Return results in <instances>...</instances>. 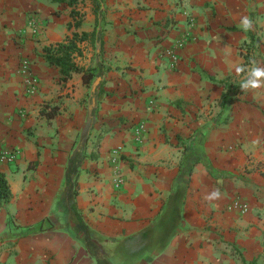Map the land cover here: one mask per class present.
<instances>
[{
    "label": "crops",
    "instance_id": "crops-1",
    "mask_svg": "<svg viewBox=\"0 0 264 264\" xmlns=\"http://www.w3.org/2000/svg\"><path fill=\"white\" fill-rule=\"evenodd\" d=\"M101 3L102 51L97 57L87 40L74 58L102 68L87 127L81 75L61 80L43 49L94 30L91 0H0V149L20 151L15 164H0L11 192L0 207V264H264V88L242 91L235 71L264 66V0ZM184 35L191 40L173 69L160 49ZM24 59L38 81L30 95ZM45 105L58 114L42 116ZM80 150L74 204L94 231L90 250L76 215L57 206L69 189L68 159ZM217 189L219 199H205ZM175 203L177 226L162 232L157 222Z\"/></svg>",
    "mask_w": 264,
    "mask_h": 264
},
{
    "label": "trees",
    "instance_id": "trees-1",
    "mask_svg": "<svg viewBox=\"0 0 264 264\" xmlns=\"http://www.w3.org/2000/svg\"><path fill=\"white\" fill-rule=\"evenodd\" d=\"M56 2H67L69 5H74L77 0H53ZM92 5H93V13L95 15V27L94 30L91 33H72L70 36H68L63 42L56 43L54 45L46 46L44 47V58L45 61L48 65L50 66H55L59 68V71L61 73V80L66 81L68 78L71 77L72 74L74 73H79L81 75L82 83L86 86V88L89 90V103L91 99L90 95V88L93 83V81L97 77H101V67L100 71L95 72L92 68H87L84 69L82 67L77 66L74 63V58L77 56L82 55V51L79 47V44L89 40L96 52V56L99 57L101 51H102V27H100V24L103 22V11H102V3L101 0H91ZM72 15V18L75 19L77 16V13L74 12V10L71 11L70 13ZM75 26H79V21L74 22ZM251 42L250 47L254 45V43L258 42L256 38H254L253 35L250 36ZM100 83L98 84L99 88ZM97 90V89H96ZM97 92V91H96ZM96 97V96H95ZM225 96H223L222 101L224 102ZM96 105L94 106L91 114L88 115L87 119V127L91 125L95 118V110H96ZM59 108L58 106H49L45 105L40 113L42 116L46 117L47 119H52L58 114ZM81 151V152H80ZM78 152H74L68 159V165H67V171H66V182H68V193L62 196L61 200L58 202V208H65V210H69L71 214L76 215V219L78 224H80L84 230V239L86 243V247L88 250H90V247L93 245L91 243L92 241V236L94 235V231L87 228L85 225H83V222L81 221V218H79V214L77 210L75 209V204H74V198L77 193V184H76V172L79 167L80 161L84 157V151L80 150ZM181 191V190H180ZM179 189L177 188L176 191H174L173 194L174 196H181ZM177 197V199H178ZM67 198V199H65ZM175 198V197H174ZM11 199V192L10 188L8 185V182L5 178V176L0 173V207H5L8 202ZM179 200V199H178ZM177 201V200H176ZM176 204V203H175ZM173 207V213L169 214H164L163 216L160 217L158 220V226L161 227L162 232H168L167 229L170 231V229H175L177 226V218L178 214L180 213V206L176 204L171 205ZM6 226L8 229L12 230L14 224H10V220L8 219L6 222ZM18 227L15 226V229ZM90 246V247H89ZM94 246V245H93ZM94 255L96 254L95 251H93ZM100 261V260H99ZM249 264H258L257 261H252Z\"/></svg>",
    "mask_w": 264,
    "mask_h": 264
},
{
    "label": "built area",
    "instance_id": "built-area-1",
    "mask_svg": "<svg viewBox=\"0 0 264 264\" xmlns=\"http://www.w3.org/2000/svg\"><path fill=\"white\" fill-rule=\"evenodd\" d=\"M30 24L33 25L34 30L37 31L38 19L35 16L30 17ZM190 36L184 35L179 40L175 41L172 45L168 47H163L160 49V59H167L168 65L171 68H176L180 61L179 52L185 47V45L190 41ZM19 71L24 74V90L27 95L33 94L37 91L38 81L35 77L30 62L27 59L21 60L19 64ZM134 140L135 142H140L145 133L144 123H138L133 128ZM20 156V151L17 148L11 149H0V164L11 165L15 164ZM116 187H119V181L116 183ZM233 204L240 209L241 212L247 211V205L244 203H239L238 200L234 201Z\"/></svg>",
    "mask_w": 264,
    "mask_h": 264
},
{
    "label": "clouds",
    "instance_id": "clouds-1",
    "mask_svg": "<svg viewBox=\"0 0 264 264\" xmlns=\"http://www.w3.org/2000/svg\"><path fill=\"white\" fill-rule=\"evenodd\" d=\"M243 31H251L253 29V21L248 16H243L240 21ZM250 67L237 66L235 71L243 73L244 78L241 80L240 89L242 91H250L264 88V66L259 65L256 61H251ZM221 197L220 191L214 190L208 194L206 200H217Z\"/></svg>",
    "mask_w": 264,
    "mask_h": 264
},
{
    "label": "water",
    "instance_id": "water-1",
    "mask_svg": "<svg viewBox=\"0 0 264 264\" xmlns=\"http://www.w3.org/2000/svg\"><path fill=\"white\" fill-rule=\"evenodd\" d=\"M100 82V77H97L92 85H91V88H90V95H91V99H90V104H89V107H88V111H89V114H91L94 106H95V96H96V89H97V86Z\"/></svg>",
    "mask_w": 264,
    "mask_h": 264
},
{
    "label": "rangeland",
    "instance_id": "rangeland-1",
    "mask_svg": "<svg viewBox=\"0 0 264 264\" xmlns=\"http://www.w3.org/2000/svg\"><path fill=\"white\" fill-rule=\"evenodd\" d=\"M12 228H13L12 231H13V230H16V229H15V226H13ZM17 229H18V228H17Z\"/></svg>",
    "mask_w": 264,
    "mask_h": 264
}]
</instances>
